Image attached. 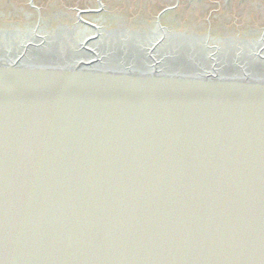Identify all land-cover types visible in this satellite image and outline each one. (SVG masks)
Segmentation results:
<instances>
[{"label":"water","instance_id":"water-1","mask_svg":"<svg viewBox=\"0 0 264 264\" xmlns=\"http://www.w3.org/2000/svg\"><path fill=\"white\" fill-rule=\"evenodd\" d=\"M0 264H264V24L0 5Z\"/></svg>","mask_w":264,"mask_h":264},{"label":"rangeland","instance_id":"rangeland-1","mask_svg":"<svg viewBox=\"0 0 264 264\" xmlns=\"http://www.w3.org/2000/svg\"><path fill=\"white\" fill-rule=\"evenodd\" d=\"M13 1V4L18 5V6H30L28 0H10L8 2L11 3ZM37 3L39 4L37 7L41 8H54V9H72V10H84L88 11L90 10V7L94 6L92 5V2H95V0H53L56 2H52V0H36ZM109 1V0H107ZM180 8L184 6L185 8H189V2L190 0H180ZM228 0H203V2H195L197 4L196 9L192 10L193 13L199 12L200 18H196L197 16L193 17L194 19H207L210 17L211 13L215 11V15L213 16V20H219L222 21L224 18L227 17V14L229 11L227 10L226 3ZM240 1L243 0H231V7L236 8V14L238 16H241V18H245L246 12L244 11L245 9H250L253 14L256 15L257 18L258 16H261V19H264V12L258 11L255 8V3L259 2V4H262L264 7V0H247L246 5L240 6ZM8 2L5 0H2V5H9ZM112 4H116L118 7H124V11L127 14H140V15H152V16H163L164 11L169 9H175L177 8V1L175 0H128L129 3L126 2V0H110ZM1 3V2H0ZM91 3V4H89ZM235 3V4H234ZM170 4L174 6H170ZM176 4V5H175ZM95 5V3H94ZM123 5V6H122ZM97 5H95L96 8ZM249 6V7H248ZM193 7V6H192ZM232 8V9H233ZM245 8V9H244ZM120 10V9H119ZM234 11V12H235ZM177 13V12H176ZM176 13L164 15V17H182L179 16ZM261 14V15H260ZM179 16V17H178ZM243 16V17H242ZM183 18V17H182ZM260 19V18H259ZM246 20V19H245ZM249 22L248 20H246ZM264 23V22H263Z\"/></svg>","mask_w":264,"mask_h":264},{"label":"bare ground","instance_id":"bare-ground-1","mask_svg":"<svg viewBox=\"0 0 264 264\" xmlns=\"http://www.w3.org/2000/svg\"><path fill=\"white\" fill-rule=\"evenodd\" d=\"M6 1L8 2L10 0H6ZM28 1H29V5H30L29 7H35L36 8L39 5L36 0H28ZM175 1H177V6L178 7L177 8L175 7V9H171V10H169L171 8V7H169V9H167V10H165L163 12L164 15H168L170 13H172V14L174 13L175 14L177 12L176 15L178 14L179 16H182L183 18L190 19V18L195 17V15L197 16L196 18H200V16H201L200 13L199 12L193 13L192 10H195L196 9L195 6H197V4L195 2H198V1L199 2H203V0H190L191 2H189V5H190L189 8H185V9H184V6L182 8H180V3H181L180 0H175ZM0 2H1L0 5H2V0H0ZM52 2H56V1H53L52 0ZM126 2L129 3L128 0H126ZM247 2H248L247 0H243V1H240L239 3H240V6H242L243 4L246 5ZM91 3L94 6V9H93V7H90V10H88V11H97V12H102L103 11V12H109V13L115 12V13H121V14H124L125 13V11H124V7L125 6L122 5L123 7H118L116 4L115 5L112 4L110 2V0L109 1H107V0H95V2H92L91 1ZM91 3H89V4H91ZM94 3H95V5H97L96 8H95ZM8 4L11 5V6H15V4H13V1H11V3L8 2ZM170 6H174V5L170 4ZM231 6H232L231 5V0H228L227 3H226V7H227V10L229 12L226 13L227 14V17L224 18L223 20H225V21H232V22L233 21L247 22L246 20H248L250 23H255L256 22V23H262V24H264L263 23L264 22V19H261V16H258L260 19L257 18L256 15L253 14L250 9H245L244 8L245 9L244 11L246 12L245 18L243 16H242L243 18H241V16H238L236 14V11H235L236 8H233ZM254 9H256L258 11H261V12H264V7H263L262 4H259V2H256L255 3V8ZM66 10H68V9H66ZM76 10H78V9H76ZM78 11H80V10H78ZM215 13L216 12L213 11L211 13L210 17L208 18V20L213 19V16L215 15ZM198 15H200V16H198Z\"/></svg>","mask_w":264,"mask_h":264},{"label":"flooded vegetation","instance_id":"flooded-vegetation-1","mask_svg":"<svg viewBox=\"0 0 264 264\" xmlns=\"http://www.w3.org/2000/svg\"><path fill=\"white\" fill-rule=\"evenodd\" d=\"M219 27H220V26H219ZM219 27H218V28H219ZM219 30H221V29L219 28Z\"/></svg>","mask_w":264,"mask_h":264}]
</instances>
